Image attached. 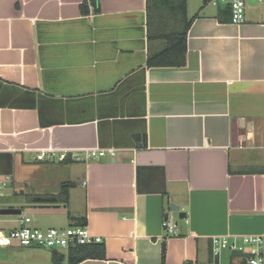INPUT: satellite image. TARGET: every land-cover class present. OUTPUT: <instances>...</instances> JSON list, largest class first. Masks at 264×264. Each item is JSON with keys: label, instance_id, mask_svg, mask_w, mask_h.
<instances>
[{"label": "crops", "instance_id": "crops-1", "mask_svg": "<svg viewBox=\"0 0 264 264\" xmlns=\"http://www.w3.org/2000/svg\"><path fill=\"white\" fill-rule=\"evenodd\" d=\"M171 1L0 0V178L14 185L0 201L23 211L0 230L85 226L106 257L80 264H226L212 238L264 235V0H247L241 25ZM192 18L186 64L149 67ZM42 154L55 163L30 162ZM55 251L69 264V250L18 245L0 264Z\"/></svg>", "mask_w": 264, "mask_h": 264}, {"label": "built area", "instance_id": "built-area-1", "mask_svg": "<svg viewBox=\"0 0 264 264\" xmlns=\"http://www.w3.org/2000/svg\"><path fill=\"white\" fill-rule=\"evenodd\" d=\"M206 1L216 8H229L233 24L241 25L246 22L247 0ZM106 154L107 152L105 151H93L86 155V159H98L104 157ZM48 157L42 154L38 160L43 161L48 159ZM67 158L68 154L59 155L60 161H66ZM75 159L78 160L79 158ZM5 185L6 182L0 178V199L4 197L2 189ZM31 222V218L22 217L18 228L8 232L0 230V247L18 245L22 247L69 250L78 246L103 243L101 237L93 236L85 226L43 230L33 227ZM163 226L169 235L178 234V224L169 218L164 221ZM212 251L215 258L219 261L225 251H229L230 253L241 251L243 255L236 257L237 260L240 259L237 264H264V235H246L242 237L217 236L212 238Z\"/></svg>", "mask_w": 264, "mask_h": 264}, {"label": "trees", "instance_id": "trees-1", "mask_svg": "<svg viewBox=\"0 0 264 264\" xmlns=\"http://www.w3.org/2000/svg\"><path fill=\"white\" fill-rule=\"evenodd\" d=\"M172 2V12L174 14L182 13L186 17V6L187 0H173ZM164 4V2H163ZM227 14L231 17L229 8L224 9L222 13ZM196 18V17H195ZM195 18L190 19L184 26V29L179 32H175L168 36V45L160 52L151 54L149 56L148 65L149 67H174V66H184L186 64L187 55V39L188 32L192 26ZM32 203H57L56 200L48 201L41 198L35 197ZM62 203L67 204V200L62 201ZM60 254L57 251L54 253V264H60V259L58 258ZM105 247L103 244H94L86 246H78L71 248L68 251V261L69 264H80L88 259H105ZM60 258H62L60 256Z\"/></svg>", "mask_w": 264, "mask_h": 264}, {"label": "rangeland", "instance_id": "rangeland-1", "mask_svg": "<svg viewBox=\"0 0 264 264\" xmlns=\"http://www.w3.org/2000/svg\"><path fill=\"white\" fill-rule=\"evenodd\" d=\"M190 1V0H189ZM198 1V0H197ZM196 1V2H197ZM199 1H201V0H199ZM198 1V2H199ZM251 1V0H250ZM209 8L208 9H214L213 7H211V6H208ZM56 159H52V161H47V159H45L43 162H40L38 159L35 161V159H33L32 160V158H30V162L31 163H37L38 165H44V164H48V163H55L54 161H55ZM29 171L28 170H24V174H23V176L25 175L26 176V174L28 173ZM34 176H36V174H34ZM53 176H54V178L53 177H51V180L52 179H54L55 180V174H53ZM2 180H4V178H2ZM5 182H7L6 180H4ZM25 182H28V181H31V180H29L28 178H25V180H24ZM52 186H51V188H49V189H51V191L52 190H54V189H60V187L58 186V185H54V183L53 184H51ZM3 193H4V196H5V199L6 200H13V196H12V189H7L6 188V185L3 187ZM3 205H4V202H1L0 201V208L1 207H3ZM61 206H63V205H61ZM27 209H25V211H26ZM24 213H26V212H24ZM177 215V214H176ZM178 216V215H177ZM3 216H1L0 215V218H2ZM177 221L178 222H184L185 220H180L179 218H177ZM55 227H57V228H60V226H55ZM47 229H49V227L47 228ZM59 250V252L60 253H62V254H64L65 256L67 255V251L66 250H62V249H58ZM230 255H231V253L229 252V251H225V253H224V258L226 259V264H228V262L230 261Z\"/></svg>", "mask_w": 264, "mask_h": 264}, {"label": "water", "instance_id": "water-1", "mask_svg": "<svg viewBox=\"0 0 264 264\" xmlns=\"http://www.w3.org/2000/svg\"><path fill=\"white\" fill-rule=\"evenodd\" d=\"M97 1V0H96ZM11 177H9L7 180L8 181H11ZM13 184L12 183H10V184H8L7 185V188L8 189H11V188H13ZM171 209L173 210V212H175V213H179V217H180V219H185V218H187V214L185 213V212H181V208H180V206H178V205H176V204H174V203H172L171 204ZM22 209H20V208H12V207H8V208H1L0 209V215H3V216H9V215H13V216H20V215H22ZM243 255V253L241 252V251H238V252H233L232 253V256H242Z\"/></svg>", "mask_w": 264, "mask_h": 264}]
</instances>
